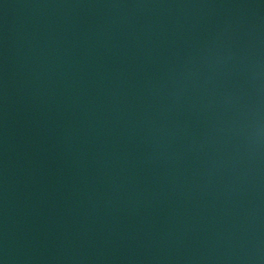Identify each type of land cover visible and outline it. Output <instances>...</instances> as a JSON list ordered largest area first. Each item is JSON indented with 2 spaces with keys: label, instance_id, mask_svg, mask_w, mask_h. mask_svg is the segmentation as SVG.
<instances>
[{
  "label": "water",
  "instance_id": "obj_1",
  "mask_svg": "<svg viewBox=\"0 0 264 264\" xmlns=\"http://www.w3.org/2000/svg\"><path fill=\"white\" fill-rule=\"evenodd\" d=\"M0 264H264V0H0Z\"/></svg>",
  "mask_w": 264,
  "mask_h": 264
}]
</instances>
